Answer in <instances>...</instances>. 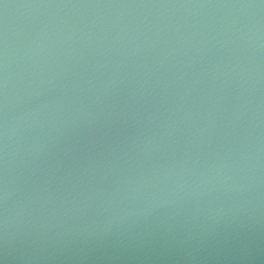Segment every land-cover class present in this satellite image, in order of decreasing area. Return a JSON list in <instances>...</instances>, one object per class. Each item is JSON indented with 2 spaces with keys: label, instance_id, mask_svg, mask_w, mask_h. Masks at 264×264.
Masks as SVG:
<instances>
[{
  "label": "water",
  "instance_id": "95a60500",
  "mask_svg": "<svg viewBox=\"0 0 264 264\" xmlns=\"http://www.w3.org/2000/svg\"><path fill=\"white\" fill-rule=\"evenodd\" d=\"M0 264H264V0H0Z\"/></svg>",
  "mask_w": 264,
  "mask_h": 264
}]
</instances>
